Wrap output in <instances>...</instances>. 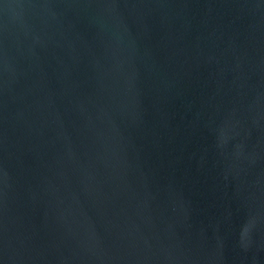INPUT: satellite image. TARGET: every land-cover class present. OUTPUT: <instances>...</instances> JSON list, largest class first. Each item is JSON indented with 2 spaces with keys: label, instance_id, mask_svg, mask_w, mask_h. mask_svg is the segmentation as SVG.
I'll use <instances>...</instances> for the list:
<instances>
[{
  "label": "water",
  "instance_id": "1",
  "mask_svg": "<svg viewBox=\"0 0 264 264\" xmlns=\"http://www.w3.org/2000/svg\"><path fill=\"white\" fill-rule=\"evenodd\" d=\"M0 264H264V0H0Z\"/></svg>",
  "mask_w": 264,
  "mask_h": 264
}]
</instances>
